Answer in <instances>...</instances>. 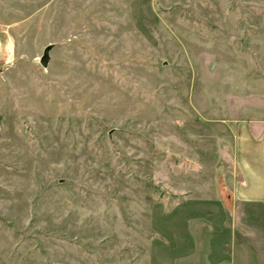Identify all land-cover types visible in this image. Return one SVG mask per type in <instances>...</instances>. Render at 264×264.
Here are the masks:
<instances>
[{"label":"rangeland","instance_id":"1","mask_svg":"<svg viewBox=\"0 0 264 264\" xmlns=\"http://www.w3.org/2000/svg\"><path fill=\"white\" fill-rule=\"evenodd\" d=\"M263 100L264 0H0V264H264L221 205Z\"/></svg>","mask_w":264,"mask_h":264},{"label":"crops","instance_id":"2","mask_svg":"<svg viewBox=\"0 0 264 264\" xmlns=\"http://www.w3.org/2000/svg\"><path fill=\"white\" fill-rule=\"evenodd\" d=\"M228 127L232 138L221 148L230 157L226 197L232 205L221 202L222 210L264 212V104L249 117L231 120Z\"/></svg>","mask_w":264,"mask_h":264},{"label":"water","instance_id":"3","mask_svg":"<svg viewBox=\"0 0 264 264\" xmlns=\"http://www.w3.org/2000/svg\"><path fill=\"white\" fill-rule=\"evenodd\" d=\"M49 51H50V46L46 47L43 56L40 59L41 64L46 67L48 65L49 61Z\"/></svg>","mask_w":264,"mask_h":264}]
</instances>
